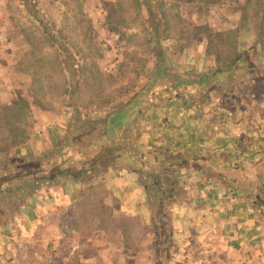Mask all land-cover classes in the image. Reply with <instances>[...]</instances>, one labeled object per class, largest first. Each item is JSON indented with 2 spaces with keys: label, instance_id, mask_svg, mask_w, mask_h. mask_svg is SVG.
<instances>
[{
  "label": "crops",
  "instance_id": "crops-1",
  "mask_svg": "<svg viewBox=\"0 0 264 264\" xmlns=\"http://www.w3.org/2000/svg\"><path fill=\"white\" fill-rule=\"evenodd\" d=\"M212 1L44 0L40 41L0 11V50L8 44L0 96H9L0 109L10 114L24 101L28 114L21 139L11 134L15 120H0L8 135L0 138V264H30L39 225L85 200L92 223L94 209L110 222L151 225L145 178L158 168L169 169L180 193L170 219L180 242L216 239L264 254V46L244 41L241 54L244 7L222 22L216 12L225 5ZM52 65L59 92L47 76ZM18 75L27 77L19 87ZM39 80L41 91L30 93ZM35 94L44 97L38 107ZM98 186L104 197L91 199ZM93 230L72 250L76 264H128L148 236L129 247L122 227ZM39 255L48 259L47 249Z\"/></svg>",
  "mask_w": 264,
  "mask_h": 264
},
{
  "label": "rangeland",
  "instance_id": "rangeland-1",
  "mask_svg": "<svg viewBox=\"0 0 264 264\" xmlns=\"http://www.w3.org/2000/svg\"><path fill=\"white\" fill-rule=\"evenodd\" d=\"M20 1L21 2H14L13 0H8L6 3V0H0V11L5 10L7 14H14L15 16H17V19L22 20V23L19 24L20 26H23L22 30L24 31V35L26 37L25 39L40 41L41 36L39 34V28L42 25V20L40 19V17L37 18V14L40 10H42L41 5L42 3H44V0ZM214 1L215 0H213L212 2L214 3ZM219 2H223V5H225V9H222V12H216V15L220 17L219 20L222 22H224L226 13L235 12L239 5H241V7H244V9H242L241 24L242 30H245V33L244 31H242L244 33L242 38L243 41H246L251 45H255L259 42V44L261 43L260 45L264 46V44H262V42L264 43V0H241V3L240 0H219ZM248 7H252V9H249ZM28 13V16L30 17L28 18V20H25L24 17H21L22 14L26 15ZM248 29H252L253 31L252 34H250V37L248 36V34L250 33ZM0 34H2V30H0ZM169 34L178 36V32L175 29H171ZM192 35L195 38V35L193 33ZM55 36L56 35L51 34V37ZM7 40L8 38L3 41L6 42ZM6 49H8V44H6L5 47L0 50V55H3V50ZM36 50L38 49L35 48L34 51ZM252 50V54H254V49ZM199 53L202 54V52ZM258 53L260 54L259 57L264 58V51H262V49ZM253 66L258 67L256 63L253 64ZM261 66H263V62ZM54 67L55 65L51 66L50 73L47 76H49L53 80V85H51V87H53V91L59 92L58 85L56 84L57 73L54 70ZM31 70L36 71L34 66H32ZM36 76L41 77V74H38ZM3 77L2 75H0V79H2ZM26 80L27 77L24 79H20V76L18 75L16 86L19 87V85H23ZM36 81H33L31 89L29 85L27 86L26 89H30V93L32 91H41L38 86H40L41 84H45L43 80H39L40 84H38ZM4 84H6V82H4ZM47 84H50V80H48ZM5 86H7V84ZM1 87L2 90L5 91V89H3V86ZM55 88L56 90H54ZM257 88L261 90L263 86L259 83L257 85ZM8 97V93H6L5 95L2 94L0 96V103L3 104V102H6V100H8ZM33 98L34 100H31V103H34L35 106L38 107L39 103L38 105L36 103L38 101L40 102V99L44 97H40V95L35 94ZM50 98H54L52 107L56 109L57 103L61 96L54 95ZM26 100L29 101L30 98L27 97ZM36 100L38 101L36 102ZM26 112L27 106L24 101L21 102V104L17 105L15 110L10 114L7 110L0 109V120H2V123L5 124V127L7 126L9 121L12 122L11 120H15L16 124L20 123V125H16V128L11 127V134L15 132L18 139H21L28 133V130L25 131V129L18 127L23 124L24 119L28 118V114ZM37 116L39 117L40 113H38ZM7 136V133L0 128V138H6ZM105 193L106 192L104 191V189L98 186L88 194L90 195L91 199L100 200L104 197ZM86 198H88V196H86ZM87 201L91 200H85L84 203H82L81 207L78 209H73L72 207L62 208L60 212L54 211L46 217V224L42 226L41 224L39 225V233L41 235L38 236V239L41 238L42 243L40 245L34 244L32 245V247L29 243L27 245V247L29 246L28 249H30L31 247L34 253L37 252L38 254V256H35V254L33 255V261L30 264H76L77 257H74V255L72 254V250H74L76 246H84L86 239L83 240L82 238H87L92 232L95 231L93 229L106 230L109 232L111 231L113 235L117 227H122L124 232H126L129 247H134L136 246V244H139L138 237L141 233L144 232L145 236L148 235L141 246H139L142 250L139 251V254L136 255L135 258L130 257L131 260L128 261V264H264V254H257L260 248L256 249L254 256L252 254H242L238 252V249L236 250L233 246H231L230 243H222V241L219 242L216 239H210L209 241H206L200 240V238H198V240L195 239L180 242V240L175 235V226L173 222L169 220H166V223L164 222V219H162L163 222L156 225V227L152 222L151 225H146L144 228H142L130 218L126 220L114 219L112 222H110L108 216L105 217L102 211H94V209H92V216L95 217V222L92 223L88 219H83V216L87 217V214L84 212L86 210L87 212L89 211L86 205L92 202L91 201L88 203ZM75 211H77L76 213H79L80 216H82L81 220H78L77 223L75 222V216L77 215ZM203 225L204 224H201V228L204 232L205 229L203 228ZM74 230L79 232V234H76ZM57 232H60L61 234V236L58 238H56ZM47 236L48 240H46ZM261 242L263 243L264 241ZM221 246H223L224 248H219ZM40 247L44 250L47 249L48 259L44 255L43 257L39 255ZM259 247L264 249L263 244H261V246ZM89 253L90 252H87L86 254ZM26 260L28 262L30 261L28 259ZM61 260H63L64 262H62ZM116 261L117 260L114 259L109 263L116 264ZM19 263H23L22 258L17 264ZM101 264H106V261H101Z\"/></svg>",
  "mask_w": 264,
  "mask_h": 264
},
{
  "label": "trees",
  "instance_id": "trees-1",
  "mask_svg": "<svg viewBox=\"0 0 264 264\" xmlns=\"http://www.w3.org/2000/svg\"><path fill=\"white\" fill-rule=\"evenodd\" d=\"M248 8L252 9V7ZM241 45V54H247L246 43L243 41ZM115 152H112V154ZM145 185L150 194L149 203L153 217V225L156 227V225L163 222L162 219H164V222L166 220L170 221L172 203L180 198V193L179 191L177 192V185L175 184L174 178L169 175V169L158 168L151 171L145 178Z\"/></svg>",
  "mask_w": 264,
  "mask_h": 264
}]
</instances>
